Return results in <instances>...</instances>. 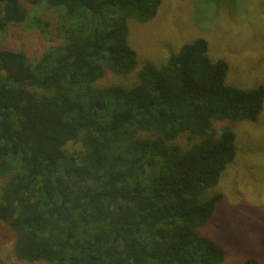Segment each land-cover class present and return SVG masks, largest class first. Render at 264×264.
<instances>
[{
	"label": "trees",
	"instance_id": "16d2710c",
	"mask_svg": "<svg viewBox=\"0 0 264 264\" xmlns=\"http://www.w3.org/2000/svg\"><path fill=\"white\" fill-rule=\"evenodd\" d=\"M25 3L55 10L64 42L36 65L0 47V234L14 260L223 264L202 230L238 152L216 124H256L264 84H231L233 64L202 37L141 60L130 23L152 22L162 0H0V32L27 21ZM107 73L135 77L105 85Z\"/></svg>",
	"mask_w": 264,
	"mask_h": 264
},
{
	"label": "rangeland",
	"instance_id": "374dc122",
	"mask_svg": "<svg viewBox=\"0 0 264 264\" xmlns=\"http://www.w3.org/2000/svg\"><path fill=\"white\" fill-rule=\"evenodd\" d=\"M25 23L0 32V47L23 52L33 65L52 47L64 42L58 13L45 5H29ZM205 38L211 56L233 64L229 82L251 88L264 84V0H162L154 20L130 23L131 46L143 61L160 64L187 42ZM129 76L107 73L102 83L131 84ZM236 134L237 159L218 186L223 201L202 234L212 238L227 257L223 264H240L256 257L264 264V112L256 124H216ZM69 150L81 145L70 143ZM4 230L0 223V233ZM13 246L0 234V264H20Z\"/></svg>",
	"mask_w": 264,
	"mask_h": 264
}]
</instances>
